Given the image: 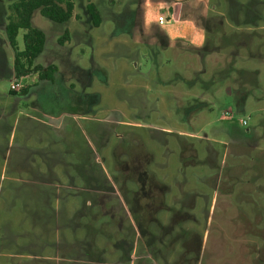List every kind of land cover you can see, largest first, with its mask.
I'll use <instances>...</instances> for the list:
<instances>
[{
	"label": "rangeland",
	"instance_id": "rangeland-1",
	"mask_svg": "<svg viewBox=\"0 0 264 264\" xmlns=\"http://www.w3.org/2000/svg\"><path fill=\"white\" fill-rule=\"evenodd\" d=\"M72 1L33 19L53 87L15 78L0 22V264H264V0Z\"/></svg>",
	"mask_w": 264,
	"mask_h": 264
},
{
	"label": "trees",
	"instance_id": "trees-1",
	"mask_svg": "<svg viewBox=\"0 0 264 264\" xmlns=\"http://www.w3.org/2000/svg\"><path fill=\"white\" fill-rule=\"evenodd\" d=\"M87 10L91 17L93 25L95 27H99L101 25V18L99 13L97 12L96 6L94 4H90L88 5ZM37 12H40V14L43 17L50 20L51 22L61 25H67L75 16V5L72 0H15L9 6L6 7H4L3 4L0 2V22L1 24L4 25L6 41L14 53L13 71L15 78L17 80H22L28 78L32 74H35L38 75L39 83L41 82L43 84H48L49 86L53 87L57 82L58 68L55 66L43 68L42 66L36 65V60L43 54L47 43L46 34L41 29L34 26L33 24V19ZM21 32H23V47H24L23 49L20 48L18 41ZM70 38H71L70 32L69 30H66L64 35L58 40L59 45L64 46L66 42L70 41ZM1 51L3 52V57H4L6 52L4 50ZM31 89L32 87L30 86H24L19 91V93L14 91H9V94L11 96H17V95L27 96L30 93ZM63 90L66 93L68 92V90L65 89L64 87ZM89 107L91 108L92 105L87 103L84 108L77 109L76 107H74L68 110L49 112L48 114L57 117H60L64 114L84 115V114H89V111H86V108L89 109ZM87 151L92 152V150L88 147H87ZM87 156L88 155L80 156L79 162L81 164V167L82 165L87 164L86 163ZM127 157L129 160H132L134 158V155L127 153ZM181 157L183 160V154H181ZM148 177L149 180L147 181L150 184L149 195H152V199L154 201V208L159 211H165V209L169 210V207H167L165 201L158 194L155 193V189L153 188V185L156 184V182H154L151 175H149ZM140 185L143 184L139 181L136 185L138 189L136 195L138 193L139 195H142L143 186ZM38 197L40 196L38 195ZM139 197L137 200L141 203L142 198ZM142 207L146 208L147 205L143 204ZM122 211L123 214H126L124 210ZM179 214L181 213L179 212ZM175 215H177V213H175ZM136 222L138 223L139 226L140 219H138V221ZM93 223H94L93 221L89 223L86 229L90 226V224ZM130 228L132 231L135 232L134 227L132 225ZM134 232L132 236V241H130L127 236L125 237L123 235L122 236L124 238L120 239V241L131 242L133 244L136 233ZM120 241L117 240L115 245H117V247L122 246L123 248L124 244L123 243L120 244L119 243ZM108 249L115 250L116 248L113 245L112 246L106 245L105 249L99 252L100 257L104 256L106 254V251H108ZM188 253L189 251H184L183 253H181L179 255V259L175 261L174 264H181L182 263L181 261L183 260H185L186 264H188L187 261ZM261 258L264 259V253L263 255L261 253ZM127 259L128 258L126 257V253H125L124 255H122V257H120L119 262L124 263L125 261H127Z\"/></svg>",
	"mask_w": 264,
	"mask_h": 264
},
{
	"label": "built area",
	"instance_id": "built-area-1",
	"mask_svg": "<svg viewBox=\"0 0 264 264\" xmlns=\"http://www.w3.org/2000/svg\"><path fill=\"white\" fill-rule=\"evenodd\" d=\"M12 91H18V90H20L21 88H23V86H22V82H16V83H14L13 85H12Z\"/></svg>",
	"mask_w": 264,
	"mask_h": 264
}]
</instances>
